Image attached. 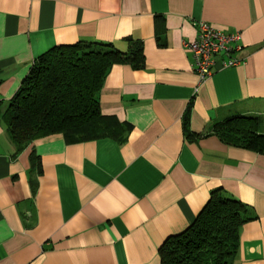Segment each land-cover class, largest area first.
Wrapping results in <instances>:
<instances>
[{"label": "crops", "instance_id": "obj_1", "mask_svg": "<svg viewBox=\"0 0 264 264\" xmlns=\"http://www.w3.org/2000/svg\"><path fill=\"white\" fill-rule=\"evenodd\" d=\"M198 20L238 31L241 61L218 55L197 86ZM78 41L142 45L143 65H112L98 92L115 128L16 151L10 99L40 54ZM236 114L264 119V0H0V264H160L218 188L253 217L232 264H264V153L209 133Z\"/></svg>", "mask_w": 264, "mask_h": 264}, {"label": "trees", "instance_id": "obj_2", "mask_svg": "<svg viewBox=\"0 0 264 264\" xmlns=\"http://www.w3.org/2000/svg\"><path fill=\"white\" fill-rule=\"evenodd\" d=\"M120 62L141 67V43L123 52L112 43L78 41L55 45L40 54L5 111L16 151L49 134H61L68 141L111 134L115 127L101 114L98 92L109 69ZM209 133L226 144L264 153L262 117L232 115L212 124ZM30 165L32 170L39 167L34 154L30 155ZM252 218L243 202L215 189L194 221L161 244L160 264H232L239 248L240 227Z\"/></svg>", "mask_w": 264, "mask_h": 264}, {"label": "built area", "instance_id": "obj_3", "mask_svg": "<svg viewBox=\"0 0 264 264\" xmlns=\"http://www.w3.org/2000/svg\"><path fill=\"white\" fill-rule=\"evenodd\" d=\"M197 27L196 38L185 41L186 47L192 57L191 67L198 77L200 85L212 74L215 58L218 55L224 56L222 66H236L240 63L236 52L240 51V34L238 31L225 32L213 27L204 20L194 22Z\"/></svg>", "mask_w": 264, "mask_h": 264}]
</instances>
